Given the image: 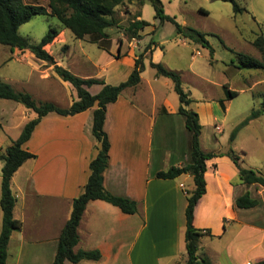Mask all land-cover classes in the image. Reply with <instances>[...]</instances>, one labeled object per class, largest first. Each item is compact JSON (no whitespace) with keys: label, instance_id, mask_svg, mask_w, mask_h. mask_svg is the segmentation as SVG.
<instances>
[{"label":"crops","instance_id":"crops-1","mask_svg":"<svg viewBox=\"0 0 264 264\" xmlns=\"http://www.w3.org/2000/svg\"><path fill=\"white\" fill-rule=\"evenodd\" d=\"M31 1L25 3L23 0L25 4L46 7L42 2L47 0ZM127 4L122 7L126 6L130 13ZM136 20L141 19L138 17ZM147 27L149 25L138 31L139 38L125 39L128 46L123 55H131V71L134 60L138 58L133 56L134 50L140 51L142 59H149V63H160L169 69L164 61L165 55L159 48L162 42L141 46ZM179 39L182 45L188 43ZM56 44L57 38L46 50L60 65L50 49ZM107 47L111 49V41ZM114 47L117 50L115 59L119 60L123 56V41L114 43ZM11 52L22 59L38 61L28 51L14 49ZM111 58L114 59L113 56ZM39 62L41 65L38 64L35 70L42 80L53 79L52 67L40 71L39 67L45 65ZM191 67L192 63L189 71ZM107 75L106 82L102 80L105 84L109 83ZM79 78L91 77L79 75ZM162 78L154 72L151 80L145 81L141 73L136 87L125 89L114 103L106 107L104 131L110 147L108 167L103 173V187L111 195L134 201L137 213L123 214L118 208L100 200L88 202L77 229L79 240L74 252L98 251L101 258L98 261L83 260L77 264H178L185 260L184 212L186 193L194 188L192 177L186 173L172 180H161L155 175L171 167L180 168L191 163V133L185 128L183 116L177 113L179 102L171 103L153 86ZM65 83L62 86H66ZM162 85L167 87L169 84L164 81ZM93 87L88 91L95 95L100 89L94 92ZM58 95L61 94L54 93V96ZM75 100L76 94L71 95L67 107ZM223 107L226 111L227 106L223 104ZM93 110L66 117L49 113L40 120L30 139L23 145V149L35 158L24 162L11 178V191L15 197L13 217L21 223V229L10 236L5 264H52L58 237L70 216L72 201L83 192L90 174L89 163L98 153L97 143L92 136ZM204 152L221 153L216 150ZM222 163L233 169L234 182L229 174L220 172L219 165ZM204 177L206 193L194 209V228L211 227L209 222L204 221L198 226L196 215L212 195L222 199L226 211L218 220V230L210 231L211 235L224 234L223 218H228L227 224L238 223L243 228L244 222L235 216L238 211H234V202L251 186L240 184L238 171L227 157L207 161ZM210 179L215 183L216 193L210 189ZM259 234L260 243H264V232ZM204 238L208 237L200 238L199 244ZM64 264L73 263L65 261Z\"/></svg>","mask_w":264,"mask_h":264},{"label":"rangeland","instance_id":"rangeland-1","mask_svg":"<svg viewBox=\"0 0 264 264\" xmlns=\"http://www.w3.org/2000/svg\"><path fill=\"white\" fill-rule=\"evenodd\" d=\"M233 1L245 11L235 13L230 2L221 0H160L164 16L174 18L183 28H191L205 34L212 50L211 55L209 50L200 44L187 41L188 43L182 45L175 33V27L170 22L160 23L155 19L149 2L141 8L127 4L130 13L126 6L115 10L113 20L116 24L106 30L109 40L102 43L108 46L107 43L110 44L111 41V49H103L89 43L90 38L74 39L68 30L60 26L56 18L48 15L32 17L28 23L20 26L18 32L29 43L38 44L49 28L57 29L60 31L58 44L50 49L59 60V66L78 77L90 76L105 81L108 74V84L117 86L131 73L132 57L129 54L123 55L128 46L126 40L130 41L126 29L140 12V19L149 24L143 34L141 46L145 47L150 43L158 45L162 42L159 48L165 55L164 61L167 62L169 70L180 76L183 91L192 101L187 110H192L198 115L202 127L199 139L201 150L226 153L232 149L240 156L243 167L258 171L264 176V45H254L257 39L264 40V0ZM42 3L46 6L47 1ZM121 40L123 56L116 60L117 50L114 43L117 44ZM132 54L142 57L138 50H134ZM241 55L257 60L263 67H243L240 63ZM21 59L20 55L0 45V82L10 85L16 92L31 95L37 103L50 101L59 107H67L71 95L75 96L72 86L67 82L66 86H62L64 82L55 73H52L53 79L43 81L35 70L38 64L41 65L39 60ZM142 62L145 66L143 79L149 81L154 71L149 67V59H142ZM191 63L192 69L189 71ZM44 65L39 67L40 71L49 68L46 63ZM164 81L168 82L167 87L162 85ZM154 85L159 94L166 95L171 103L178 104L177 95L169 79L162 78L158 83H153ZM223 86L236 92V97L227 100ZM93 88L92 91L96 92L100 86ZM57 92L61 94L58 97L54 96ZM223 104L227 106L226 111ZM256 110L263 111L262 115L240 126L251 112ZM34 118L35 114L21 104L0 99V154H5V150L18 138L23 125ZM237 127L239 128L236 137L230 143V135ZM2 168L3 162H0V186ZM219 168L222 174H229L234 182L232 168H227L223 163ZM209 181L210 189L216 193L214 181ZM250 188L249 195L258 205L251 210H240L234 206V211H238L235 216L244 222L243 228L238 223L227 224L228 218H223L224 234L204 238L196 252L197 258H206L211 264H255L264 260V243H260L259 234L264 232V188L259 185ZM225 211L222 199L212 195L198 211L196 223L199 226L203 221L209 222L211 227L208 230L217 231L218 220ZM254 245L256 247L252 248ZM184 258V262L179 261L178 264H185V251Z\"/></svg>","mask_w":264,"mask_h":264},{"label":"trees","instance_id":"trees-1","mask_svg":"<svg viewBox=\"0 0 264 264\" xmlns=\"http://www.w3.org/2000/svg\"><path fill=\"white\" fill-rule=\"evenodd\" d=\"M221 1L230 2L235 13L245 11L233 0ZM146 2L151 4L155 19H158L160 23L164 21L170 22L175 27V33L179 38L200 44L203 48L209 50L210 55L212 54V50L205 39V34L191 28H183L175 22L174 18L164 16L160 0H47L46 7L25 4L23 0H0V45L8 47L10 50L28 51L37 60L52 67L58 78L72 86L77 98L69 107L61 108L51 102L37 103L31 95L16 92L10 85L0 82V99L21 104L26 110L36 115L34 119L23 126L18 138L5 150V154H0V162H3L0 186V210L2 214L0 264L6 263L7 246L11 234L21 229V223L13 217L15 197L11 191V178L24 162L35 158L33 154L23 149V145L30 139L40 120L49 113L66 117L94 108L92 112V136L97 143L98 149L96 157L89 163L90 174L83 192L72 201L70 216L58 237L52 264H64L65 261L77 264L83 260H100L101 256L98 251L74 252V247L79 240L77 229L88 202L100 200L118 208L123 214L133 215L137 213V205L134 201L111 195L103 187V173L108 167L110 147L108 136L104 131V121L107 105L114 103L125 89L134 88L140 82V74L144 69L142 57L134 60L131 73L124 82L117 86L105 84L99 79H82L57 65L46 50L47 46L54 43L60 31L55 28H49L38 44H32L19 35L20 26L28 23L34 16L48 15L56 18L60 26L68 30L74 39L85 40V38H90V43L105 49L107 46L102 45V43L108 42L109 39L106 30L116 24L113 20L116 8L126 3H136L141 7ZM138 17H140V13L136 15L126 29L129 40L139 38L138 31L149 25L143 20H136ZM254 45L260 47L264 45V40L259 38ZM240 63L243 67L249 69L263 67L257 60L244 55L240 56ZM149 67L154 70L156 76L164 77L171 81L173 91L177 95L179 102L177 113L183 116L185 128L191 133V164L180 168L171 167L165 172L157 173L155 178L172 180L182 174L189 173L191 175L194 188L191 192L186 193L187 204L184 212L185 264H211L206 258H197L196 252L198 251L200 238L211 237L212 235L208 229L199 230L193 226L194 209L200 198L206 193L204 177L206 162L216 157L225 156L229 158L238 171L239 182L246 187L259 185L264 188V176L258 171L243 167L240 156L232 149H229L226 153H206L202 151L199 140L202 127L199 123L198 115L192 110H187L192 101L183 91L180 76L160 63L150 62ZM93 86H100L99 92L95 95L90 94L88 91ZM223 87L227 100L236 97V92L228 90L225 86ZM262 113L263 111L259 110L252 111L250 116L240 126L257 119ZM239 127L230 135V143L234 141ZM234 205L238 209L246 210L255 208L258 202L251 198L248 192H245L235 200ZM255 264H264V260Z\"/></svg>","mask_w":264,"mask_h":264}]
</instances>
